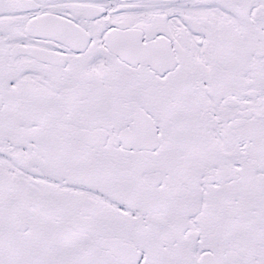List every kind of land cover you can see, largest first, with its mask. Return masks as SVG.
Masks as SVG:
<instances>
[{
    "label": "snow or ice",
    "instance_id": "1",
    "mask_svg": "<svg viewBox=\"0 0 264 264\" xmlns=\"http://www.w3.org/2000/svg\"><path fill=\"white\" fill-rule=\"evenodd\" d=\"M0 264H264V0H0Z\"/></svg>",
    "mask_w": 264,
    "mask_h": 264
}]
</instances>
